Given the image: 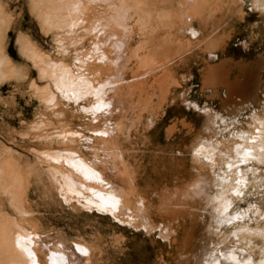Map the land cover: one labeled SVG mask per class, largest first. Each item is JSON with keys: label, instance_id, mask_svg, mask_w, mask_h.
<instances>
[{"label": "rangeland", "instance_id": "rangeland-1", "mask_svg": "<svg viewBox=\"0 0 264 264\" xmlns=\"http://www.w3.org/2000/svg\"><path fill=\"white\" fill-rule=\"evenodd\" d=\"M263 149L264 0H0V264H264Z\"/></svg>", "mask_w": 264, "mask_h": 264}, {"label": "bare ground", "instance_id": "bare-ground-1", "mask_svg": "<svg viewBox=\"0 0 264 264\" xmlns=\"http://www.w3.org/2000/svg\"><path fill=\"white\" fill-rule=\"evenodd\" d=\"M55 6V5H54ZM56 8V7H55ZM61 11V10H60ZM55 12V11H54ZM58 21V20H57ZM47 22V21H46ZM95 23V22H94ZM93 26H94V24H93ZM55 27V26H54ZM79 52V51H78ZM78 57V56H77ZM81 61V60H80ZM82 62V61H81ZM61 64H62V62H61ZM65 65V64H64ZM64 65H62L63 67H64ZM42 67V66H41ZM77 67V66H76ZM79 69H80V67H79ZM40 70V69H39ZM70 70L71 69H69V72H70ZM50 71V70H49ZM47 72V71H46ZM90 76V75H89ZM50 77V76H49ZM52 77V76H51ZM77 134H79L78 132H77ZM259 137V136H258ZM261 137V136H260ZM263 137V136H262ZM261 137V138H262ZM91 140V139H90ZM263 148V146L261 145V149ZM244 149V150H243ZM247 149H250V151H251V156H254V149L250 146V145H246V146H237V150L238 151H242V153H241V156H243V155H248L249 153H248V150ZM264 150V149H263ZM257 152V151H256ZM259 152L260 151H258V154H259ZM260 155V154H259ZM261 155H263V152H262V154ZM255 157V156H254ZM258 157H260V156H258ZM257 157V158H258ZM253 158V157H252ZM262 158V157H261ZM254 159H256V158H254ZM263 159V158H262ZM12 160V159H11ZM257 160V159H256ZM255 160V161H256ZM261 160V159H260ZM259 160V161H260ZM81 161V160H80ZM85 161V160H84ZM259 161H257V162H259ZM17 167V166H16ZM97 172V171H96ZM49 173V172H48ZM57 173V172H56ZM8 174V173H7ZM17 175V174H16ZM59 176V175H58ZM55 180V179H54ZM57 180V179H56ZM98 180V179H97ZM103 180V179H102ZM93 181V180H92ZM71 182V181H70ZM73 182V181H72ZM91 182V181H90ZM104 182H109L108 180L107 181H104ZM103 182V183H104ZM109 183H111V182H109ZM95 185V184H94ZM108 185V184H107ZM112 185V184H111ZM98 186V185H97ZM102 185H100V187H101ZM105 186V185H104ZM62 188H64V187H62ZM101 188H103V187H101ZM98 189V187L97 188H95V189H98V190H102V189ZM105 188V187H104ZM110 188V187H109ZM114 188V187H113ZM113 188H111V189H113ZM1 190V189H0ZM62 190V189H61ZM116 190V189H115ZM60 191V190H59ZM63 191V190H62ZM104 191V190H103ZM106 191V190H105ZM21 193V192H20ZM64 193V192H63ZM102 193V192H101ZM119 193V192H118ZM109 194V193H108ZM100 195V194H99ZM117 195V194H116ZM119 195H120V193H119ZM27 196V195H26ZM104 196V195H103ZM107 197H109V196H107ZM106 197V198H107ZM101 198V197H100ZM26 199V198H25ZM92 199V198H91ZM103 199V198H102ZM110 199V198H109ZM116 199H118V198H116ZM123 199V198H122ZM115 200V199H114ZM106 201V200H105ZM105 201H101V202H104L105 203ZM111 201V200H110ZM109 201V202H110ZM113 201V200H112ZM123 201H124V199H123ZM122 201V202H123ZM99 202V201H98ZM97 202V203H98ZM114 202H116V200L114 201ZM118 202V201H117ZM107 203H108V201H107ZM112 202H110V204H111ZM125 203V202H124ZM19 204V203H18ZM88 204V203H87ZM101 205V204H100ZM106 205V204H105ZM104 205V206H105ZM114 205V204H113ZM122 205H124V204H122ZM27 206V205H26ZM93 206V205H92ZM125 206H126V204H125ZM95 207V206H94ZM98 207V206H97ZM106 207V206H105ZM108 207V206H107ZM89 208V207H88ZM96 208V207H95ZM110 208V207H109ZM126 208H127V206H126ZM122 209V208H121ZM29 210V209H28ZM110 210H111V208H110ZM123 210V209H122ZM112 211V210H111ZM20 212V211H19ZM112 212H114V211H112ZM125 212V211H124ZM116 213V212H115ZM122 214H124L125 215V213H122ZM118 215V214H117ZM3 217H4V215H3ZM112 217V216H111ZM6 218V217H5ZM4 218V219H5ZM13 218V217H12ZM119 218V217H118ZM121 219H122V217H121ZM124 219V218H123ZM10 220V219H9ZM115 220V219H114ZM117 220V219H116ZM131 220V219H130ZM0 221H2V220H0ZM6 221V220H5ZM129 221V220H128ZM4 224V223H3ZM5 225V224H4ZM30 225V224H29ZM31 225H33V224H31ZM3 226V225H2ZM6 226V225H5ZM11 226V225H10ZM18 226V225H17ZM7 228V227H6ZM11 228H12V226H11ZM15 228H17V227H15ZM14 228V229H15ZM38 228V227H37ZM2 229V228H1ZM36 229V228H35ZM4 230H6L5 228H4ZM29 230V229H28ZM9 231V230H8ZM11 231H13L12 229H11ZM1 232V231H0ZM3 232H1V234H2ZM27 233V232H26ZM12 234V233H11ZM6 237L8 236V233H7V235H5ZM13 236V235H12ZM5 237V238H6ZM9 238H10V236H8ZM30 237V236H29ZM32 237V236H31ZM30 237V238H31ZM41 237V236H40ZM40 237H39V239H40ZM20 238V237H19ZM1 240L3 239V238H0ZM24 239V238H23ZM28 239V238H27ZM33 239V238H32ZM5 240V239H4ZM9 240V239H8ZM11 240H12V238H11ZM25 242V243H27L28 241H24V240H21V243H23V242ZM36 241V240H35ZM4 242V241H3ZM8 242H10V241H8ZM41 242V241H40ZM39 242V243H40ZM18 243V242H17ZM30 243V242H29ZM29 243H28V245H29ZM2 244V243H1ZM9 245V244H8ZM20 245V244H19ZM25 245V244H24ZM27 245V244H26ZM2 246V245H1ZM4 246V245H3ZM6 247V246H5ZM4 247V248H5ZM52 247V246H51ZM51 247H49V248H51ZM206 247V246H205ZM205 247H203L202 248V250H201V248H200V251H201V253H205L206 254V250H205ZM2 248V247H1ZM15 248V247H14ZM41 248H42V246H41ZM40 248V250H42ZM75 248V247H74ZM7 250H8V247L6 248ZM59 249V248H58ZM57 249V250H58ZM89 249V248H88ZM221 249V248H220ZM12 250V249H11ZM38 250V249H37ZM56 250V251H57ZM61 250V249H60ZM59 250V251H60ZM222 250V249H221ZM1 251H2V249H1ZM0 251V252H1ZM22 251V250H21ZM55 250L53 249V252H54ZM61 251H63V250H61ZM89 251V250H88ZM226 251V250H225ZM3 252V251H2ZM13 253V252H12ZM18 253V252H17ZM64 253V252H63ZM9 254V253H8ZM8 254H6V255H8ZM28 254V253H27ZM64 254H66V252L64 253ZM235 253H234V251L233 252H231V255H229V256H226V255H224V254H221V256H223V257H227V259L228 260H230V261H224V260H219V257H217V256H213L210 260H209V262H207V264H236V262L239 260L240 262H241V260L240 259H237L236 257H234L233 255H234ZM10 255V254H9ZM33 255V254H32ZM44 255V254H43ZM70 254L68 253V256H69ZM246 255H248V253L246 254ZM67 256V255H66ZM1 257L2 256H0V260H1ZM4 257V256H3ZM59 257V256H58ZM60 257H61V255H60ZM65 257V256H64ZM6 258V257H5ZM222 258V257H221ZM4 259V258H3ZM21 259V258H20ZM36 259H37V264L39 263V264H41L40 263V261L38 260V258L36 257ZM60 259V258H59ZM251 259H253L254 260V262H255V264H261V261H257L256 262V259H254V258H251ZM51 260L52 261H54V263H52V264H55L56 263V257H54V256H51ZM61 260V259H60ZM63 260H65V259H63ZM71 260V259H70ZM3 261H5V260H3ZM238 261V262H239ZM7 262V261H6ZM13 262V261H12ZM19 262V261H18ZM41 262H42V260H41ZM59 262V261H58ZM60 263V262H59ZM58 263V264H59ZM26 264V263H25ZM50 264V263H49ZM62 264V263H61ZM65 264V263H64ZM67 264V263H66Z\"/></svg>", "mask_w": 264, "mask_h": 264}]
</instances>
